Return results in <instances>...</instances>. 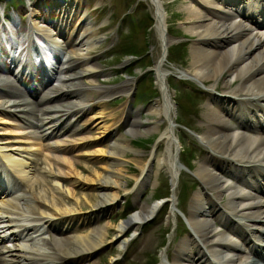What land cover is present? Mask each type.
<instances>
[{
    "label": "bare ground",
    "instance_id": "6f19581e",
    "mask_svg": "<svg viewBox=\"0 0 264 264\" xmlns=\"http://www.w3.org/2000/svg\"><path fill=\"white\" fill-rule=\"evenodd\" d=\"M64 1L67 4L79 3V0ZM149 1L154 7V25L160 33L164 49V58L155 63L156 79L162 85L165 76L159 68L167 58L171 40L163 33L162 1ZM48 2L55 5L59 1ZM193 2L198 4L199 10L193 6L184 7V13L192 23L190 35L196 37L186 68L193 81L204 86L201 91L193 87L204 103L199 115L201 125L193 129L200 142L201 155L194 169L185 164L188 169H192L195 180L188 179L192 184L194 181L197 184V188L189 193L187 207L180 208L177 205L176 189L182 169L175 161L173 147L176 121L170 113L171 97L164 89L161 99L145 109L155 116L153 121L141 120L142 108L128 107L124 117L127 130L117 133L115 126L111 128L109 131L114 138L106 148L103 147L106 145L104 138L95 141L78 138V142L68 140L64 144L46 145L51 151L63 155L72 150L64 146L72 143L82 149L95 146V151L103 155L90 159L95 167V178L91 180L94 190L84 192V201L79 200L77 186L65 189V195L63 185H73L66 175L79 177V171L90 173L89 167L72 164L54 155L47 159L53 160L55 164H67L66 172L51 173L39 169L37 148L33 144L25 145L23 138L1 136L10 130L0 128L4 130L0 132V241L8 239L16 242L14 248L7 251L11 256L9 261L1 256L3 252L0 250V264H79L107 244L109 226H101L100 221L102 215L119 202L120 190L124 193L130 191L126 187L127 181L122 183L121 180L126 171L122 158L126 152H137L131 146L130 137L158 130L164 121L166 127L158 139L166 141L163 153L166 159L156 158L152 149L146 162L141 156L134 159L139 174L133 175L136 186L134 198L137 199V187L148 181L153 161L156 160L158 166L163 167L167 163L170 201L173 203L170 213L174 216L175 208H179L189 227L183 229L178 239L175 236L171 238V243L174 242L173 253L162 255L159 264H264V39L240 25L242 20L248 19L258 28H264V0ZM78 14L79 11L72 15L66 14V11L61 15L60 12L56 24L54 14H35V20L53 26H62L65 21L66 26L72 27ZM187 18L184 17V22ZM83 22L81 28H76L73 37L65 39L58 27V32L52 33L55 36L48 37L47 42L68 47L71 53L64 72L72 75L61 80L59 87H51V79L57 69L55 65L49 71L44 67L19 70L16 74L21 87L13 84L7 75L13 70L1 58L9 54L0 48V118H4L6 124L27 128L24 136L41 139L58 137L66 131L76 133L78 127L67 122V116L79 113L80 117L94 105L92 103L86 107L90 100L112 91L97 86V78L103 76L102 70L96 56L88 52L97 42V30L90 22ZM15 50L10 49L11 53H15ZM16 61L19 63V59ZM58 61L59 58H56L55 63ZM75 78H86L89 87L84 89L68 85L65 89L62 86L65 81ZM120 88L128 89L129 83ZM20 91L22 94H17ZM24 96L40 98L32 103L20 104L24 100L30 101ZM73 99L79 100L72 104ZM94 103L107 105L100 101ZM31 111L33 114L29 115ZM37 111H41L43 116L37 117L35 122L32 117ZM101 113V120L109 123L106 129L121 114L119 111ZM15 120L20 121L15 123ZM236 124L243 129L240 134L232 132ZM130 170L127 167V171ZM37 182L41 183L38 186L45 185L47 188L37 189ZM83 204L90 208L84 216L79 214L83 211ZM158 207L159 202H142L127 219L115 225L113 238L121 249L129 242V239L123 238L125 231L130 229L135 232Z\"/></svg>",
    "mask_w": 264,
    "mask_h": 264
},
{
    "label": "rangeland",
    "instance_id": "374dc122",
    "mask_svg": "<svg viewBox=\"0 0 264 264\" xmlns=\"http://www.w3.org/2000/svg\"><path fill=\"white\" fill-rule=\"evenodd\" d=\"M48 1L50 0H0V36L3 38L0 40L4 41L5 37H8L2 32L3 27H5L3 23L8 25L13 37L9 36V38L11 37L15 43H21L24 39V35L20 34L23 23L37 16L34 14H44L45 16L54 14L56 15V24L58 22V13L61 12L62 15L66 11V14L72 15L75 11H79L78 18L73 21L72 27L66 26L65 21L59 27L63 30L65 39L73 37L76 33V28L78 26L81 28L84 20L90 22V25L97 30V42L88 52L96 56L97 63L102 70L103 76L97 78L98 88L112 91L90 100L86 107H89L92 103L94 105L80 117L79 113L67 116L66 121L70 122L71 125L73 124L74 127H78V131L74 134L66 131L58 137L51 136L41 139L26 137L23 133L27 131V128H18L12 124H6L3 121L4 118H0V128L10 130L8 134H1V136L19 137L23 138L25 145L33 144L37 148V167L39 169L50 171L51 173L66 172L68 170L67 164H55L53 160L47 159V157L50 158L54 155L65 158L72 164L78 163L89 167L91 169L90 173L80 172L78 169L79 177L63 174L73 182V185L64 184L63 190L77 186L79 200L84 201V192H92L94 190V184L91 180L95 178L93 170L95 167L90 159L103 155L95 151V146L82 149L76 148V145L72 143L64 146H68L72 150L68 154L63 155L51 151L46 145L64 144L68 140L78 142V138L93 141L98 138H104L106 145L103 147L106 148L114 138V135L110 134L111 128L115 126L117 133H124L127 130L128 127L127 123H124V117L128 107L131 109L142 108L141 120L153 121L155 116L149 114L145 109L157 99H161L162 89H164L171 97L172 106L170 113L171 117L176 121L175 146L173 147L175 161L177 166L182 168L176 189L177 205L180 208H186L188 194L197 188L196 181L192 184L188 178L194 179L192 169H194L201 155L200 142L197 139V133L193 129L201 125L199 115L204 101L193 90V87L201 91L204 86L198 81H193L188 75L189 72L186 68L196 37L192 38L190 35L192 23L189 22L187 15L184 13V7L193 6L198 10L199 8L196 4H192L191 0H161L163 3V33L170 38L171 42L167 48V58L159 68L160 72L165 76V81L160 85L156 79L155 63L164 58V49L160 42V33L154 25V7L149 0H79V3L75 2L72 4H67L64 0H58L59 2L55 5ZM85 16H87L86 19ZM182 16L183 18L180 19ZM184 17L187 18V20L185 19L186 22H184ZM188 37H191V39H188ZM2 46V41H0V48L5 51ZM55 52L59 55H55V57L49 55V64L47 63L48 66L46 67L47 71L54 65L57 67L54 72L55 76L51 79V87L54 88L61 86V80H66L72 75L70 72H64L67 60L71 57L68 47H58ZM9 53L16 58L18 51L15 50V53L10 51ZM24 56L21 55L20 58L23 60ZM56 57H59V61L54 63ZM32 64L39 66L36 65L37 63ZM13 76L11 74L9 79L18 86L19 82L13 79ZM65 82V85H62L65 89L68 85H75L74 87L84 89L89 87V81L86 78L69 79ZM125 83H129V88H120ZM17 94L22 93L20 91ZM39 98L40 96L38 98L31 96L29 100L32 103L38 101ZM76 100L79 99H73L72 104ZM96 101L106 102L107 105L95 104L94 102ZM39 106L44 107V105ZM115 111H119L121 114H119L117 121L109 129H106L109 123H104L101 120V112L112 114ZM32 114L33 111L29 115ZM42 116L41 111H37L33 115L32 120L37 122L36 118H41ZM77 116L79 119L76 121ZM18 121L20 120L13 122L18 123ZM165 127L166 123L164 121L158 130H151L142 135L130 137L131 146L137 152H126V156L122 158L123 168L126 171L121 178L122 183L127 181L126 187L130 191L124 193L121 189L119 202L101 217L100 225L104 226L107 224L109 226L108 243L101 246L92 256L80 261L79 264H159L162 255L166 253L168 256L173 253L174 242L171 243V238L175 236L178 239L183 233V229H187V225L185 217L179 208H175L174 216L170 213L173 203L170 201L171 185L167 163L163 167L158 166L156 160L153 161L148 181L143 186L137 187L139 194L137 199L134 198L136 186H134L133 175L139 174V170L134 164V159L141 156L143 162H146L153 146H155L156 158L164 157L166 141L163 138L159 140L157 138H159ZM2 131L4 130H0V132ZM106 156L107 154L104 155V157ZM184 163L192 169L188 170ZM127 167L131 168V170L127 171ZM40 184L37 182L35 187L37 189L47 188L45 185L38 186ZM64 193L67 195L66 190ZM161 199H167L168 203L165 206H160L151 220L143 222L137 227L135 232L130 229L125 231L123 238L129 239V242L124 249H121L113 238L115 225L122 219L127 218L140 203L147 202L152 204L156 201H161ZM70 205L74 206L73 203ZM89 211L90 208L83 204V211L79 212V214L84 216ZM14 242V240L8 239L0 241V250L3 252L1 256L6 258L7 261L11 257L7 251L14 248ZM9 264L17 263L9 262ZM165 264L169 263L166 262Z\"/></svg>",
    "mask_w": 264,
    "mask_h": 264
}]
</instances>
